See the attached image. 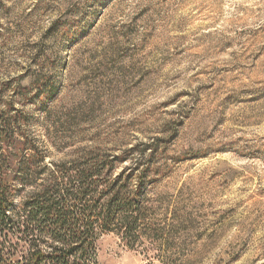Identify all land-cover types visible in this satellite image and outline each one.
I'll return each instance as SVG.
<instances>
[{
  "label": "rangeland",
  "instance_id": "1",
  "mask_svg": "<svg viewBox=\"0 0 264 264\" xmlns=\"http://www.w3.org/2000/svg\"><path fill=\"white\" fill-rule=\"evenodd\" d=\"M0 92L37 169L151 145L98 264H264V0H0Z\"/></svg>",
  "mask_w": 264,
  "mask_h": 264
},
{
  "label": "trees",
  "instance_id": "2",
  "mask_svg": "<svg viewBox=\"0 0 264 264\" xmlns=\"http://www.w3.org/2000/svg\"><path fill=\"white\" fill-rule=\"evenodd\" d=\"M25 117L13 102L4 105L0 92V264H98L103 236L139 239L145 223L141 183L151 173L141 163L151 145L117 157L88 152L37 169L45 157L35 160ZM127 160L130 165L117 172Z\"/></svg>",
  "mask_w": 264,
  "mask_h": 264
}]
</instances>
